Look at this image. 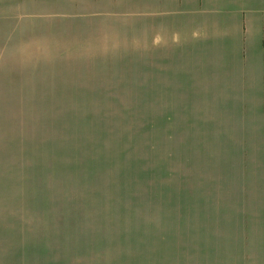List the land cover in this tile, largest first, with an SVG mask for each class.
<instances>
[{
  "label": "rangeland",
  "instance_id": "obj_1",
  "mask_svg": "<svg viewBox=\"0 0 264 264\" xmlns=\"http://www.w3.org/2000/svg\"><path fill=\"white\" fill-rule=\"evenodd\" d=\"M241 8L264 16V0L243 6L223 1L214 11L231 16ZM133 25H99L88 56L0 55V257L262 264L229 261L228 249L207 235L217 226L216 215L192 214L190 224L187 213L172 210L163 198L260 190L264 153L240 129L231 133L219 126L213 104L203 114L196 102L205 88L212 99L224 69L233 83L254 80V73L239 79L236 57L204 38L188 42L183 71L166 70L159 65L166 64L162 52V58L139 53ZM144 35L148 47L161 42L153 41L148 27ZM230 45V53L238 52V68L256 70L261 41L255 31L243 51L235 41ZM151 59L157 65H149ZM171 83L185 86L184 98L166 102ZM245 94L238 95V110ZM251 121L249 114L234 119L244 134Z\"/></svg>",
  "mask_w": 264,
  "mask_h": 264
},
{
  "label": "crops",
  "instance_id": "obj_2",
  "mask_svg": "<svg viewBox=\"0 0 264 264\" xmlns=\"http://www.w3.org/2000/svg\"><path fill=\"white\" fill-rule=\"evenodd\" d=\"M224 5L243 6L246 0H0V55L21 54L23 56H88L89 47L95 37H99L96 28L101 24L128 25L132 22L134 36L141 43L140 51H149L151 58L166 57V70L183 71L180 59L188 42L198 44L202 38L214 41L220 52H228L236 57L234 69L239 79L254 73L255 79L238 83L230 81L228 69L219 72L214 81L213 96L204 89L202 97L196 102L203 105V114H208V105L213 104V117L218 125L227 127L231 133L240 129L246 137H252L253 144L258 145L264 153V16L251 9L246 15L243 8L231 16H217L214 8ZM205 5L210 8L206 10ZM191 10L188 14L187 11ZM207 11V12H206ZM264 13V12H263ZM128 15V16H127ZM188 15V16H187ZM127 18V19H126ZM159 44L147 46L146 34ZM255 31L261 41V50L257 54L256 70L239 67L237 51L230 53L232 41L236 42L238 51L247 48L252 32ZM178 40L173 44L172 40ZM228 43V44H226ZM213 51L214 46H209ZM234 49V48H233ZM19 50L21 52L19 53ZM248 51V49H247ZM229 54H224L228 58ZM154 63H151L153 62ZM149 65H157L151 59ZM188 66V65H187ZM180 69V70H178ZM220 75L226 80H222ZM204 85H207L204 84ZM182 83L167 85L169 99L185 97ZM241 91V92H239ZM245 91V97L238 110V95ZM240 113L249 114L252 120L245 129L234 123ZM227 120V122H222ZM245 144V140H243ZM252 145L245 144L246 146ZM264 172V155L260 160ZM260 190L250 192L238 191H192L164 194V199L171 201L167 206L172 210L188 214L190 224L192 214L216 215L213 219L217 226L211 227L207 235L216 238L212 243L219 248L228 249L227 259L233 262L257 261L264 264V178L261 177ZM232 190H236L231 187ZM197 217L200 222L201 218ZM204 225L207 228L208 225ZM199 225V227H200ZM4 244L8 242L2 241ZM206 243H211L206 241ZM10 247L6 245L3 248ZM4 252V251H3ZM12 252V251H11ZM18 252V251H17ZM15 252V253H17ZM92 264L91 258L66 257H26L24 255H1L0 264ZM100 264V263H96Z\"/></svg>",
  "mask_w": 264,
  "mask_h": 264
}]
</instances>
